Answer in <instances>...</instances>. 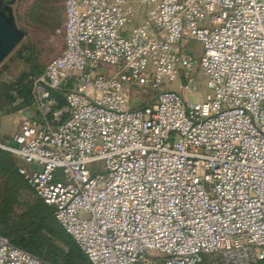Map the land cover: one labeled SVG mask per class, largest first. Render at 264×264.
<instances>
[{
  "label": "built area",
  "instance_id": "1",
  "mask_svg": "<svg viewBox=\"0 0 264 264\" xmlns=\"http://www.w3.org/2000/svg\"><path fill=\"white\" fill-rule=\"evenodd\" d=\"M64 16L32 79L40 117L4 145L61 228L91 264H261L264 0H64ZM0 264L49 263L0 235Z\"/></svg>",
  "mask_w": 264,
  "mask_h": 264
},
{
  "label": "rangeland",
  "instance_id": "2",
  "mask_svg": "<svg viewBox=\"0 0 264 264\" xmlns=\"http://www.w3.org/2000/svg\"><path fill=\"white\" fill-rule=\"evenodd\" d=\"M12 13L16 26L25 36L0 63V149L5 152L8 151L4 149V145L7 144L11 132L15 127L17 128L20 121L24 118L40 117V113H36L33 93H31L32 103L17 109L21 102L17 103L13 98V103H9V96L13 97L9 87L11 88L21 76L28 73L31 67L43 71L47 63L58 56L64 48L62 34L65 20L64 0H14ZM142 19L143 15L139 10L135 20L136 24H139ZM187 47L195 56L199 55L200 45L198 43L189 41ZM195 82L197 90L190 96L191 101L201 99L207 92L205 80L201 74L196 75ZM177 86L179 89V85ZM150 95L149 92L143 94L142 90L135 89L133 97L141 102L134 103V106L147 103ZM9 155L18 167L20 162L13 154L9 153ZM35 200L36 196L23 181L14 180L9 174L0 171V211L5 209V205L9 206L11 225L15 226L17 218L35 206ZM58 249L61 251L64 247L58 245ZM53 264L60 263L54 262Z\"/></svg>",
  "mask_w": 264,
  "mask_h": 264
},
{
  "label": "trees",
  "instance_id": "3",
  "mask_svg": "<svg viewBox=\"0 0 264 264\" xmlns=\"http://www.w3.org/2000/svg\"><path fill=\"white\" fill-rule=\"evenodd\" d=\"M42 73V70L31 67L28 73L21 76L18 82L13 84L11 88L9 87L13 96H9V103H13V98L14 100L19 99L21 103L18 104L17 109H20L23 105L31 104L32 79L39 77ZM58 97L61 98V96ZM60 105H63L62 100H60ZM0 171L9 174L14 180L23 181L27 188L33 192L23 176L20 175L18 167L12 161L9 153L1 149ZM33 194L36 196L35 206L28 212L21 214L17 218L15 226L9 223L11 212L9 206H4L5 209L0 211V235L6 237L16 248L26 251L49 264L54 262L60 264H91L73 238L55 220L53 209L46 205L34 192ZM58 245L63 246L64 250L60 251ZM261 264H264V261Z\"/></svg>",
  "mask_w": 264,
  "mask_h": 264
},
{
  "label": "water",
  "instance_id": "4",
  "mask_svg": "<svg viewBox=\"0 0 264 264\" xmlns=\"http://www.w3.org/2000/svg\"><path fill=\"white\" fill-rule=\"evenodd\" d=\"M14 0H0V63L19 44L25 34L16 26L12 7Z\"/></svg>",
  "mask_w": 264,
  "mask_h": 264
},
{
  "label": "crops",
  "instance_id": "5",
  "mask_svg": "<svg viewBox=\"0 0 264 264\" xmlns=\"http://www.w3.org/2000/svg\"><path fill=\"white\" fill-rule=\"evenodd\" d=\"M15 130H16V127H15V129L11 132L10 136L15 132Z\"/></svg>",
  "mask_w": 264,
  "mask_h": 264
},
{
  "label": "flooded vegetation",
  "instance_id": "6",
  "mask_svg": "<svg viewBox=\"0 0 264 264\" xmlns=\"http://www.w3.org/2000/svg\"><path fill=\"white\" fill-rule=\"evenodd\" d=\"M11 1V0H10ZM10 1H8V2H10ZM12 5H13V3L12 4H10L9 6H11L12 7Z\"/></svg>",
  "mask_w": 264,
  "mask_h": 264
}]
</instances>
